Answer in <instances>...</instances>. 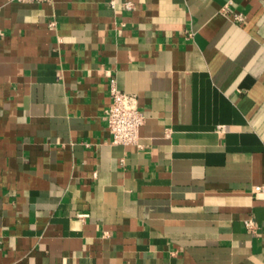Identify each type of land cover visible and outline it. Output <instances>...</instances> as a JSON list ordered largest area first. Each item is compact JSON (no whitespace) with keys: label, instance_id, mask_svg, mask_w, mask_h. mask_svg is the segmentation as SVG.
<instances>
[{"label":"crops","instance_id":"0c3cea01","mask_svg":"<svg viewBox=\"0 0 264 264\" xmlns=\"http://www.w3.org/2000/svg\"><path fill=\"white\" fill-rule=\"evenodd\" d=\"M0 264H264V0H0Z\"/></svg>","mask_w":264,"mask_h":264},{"label":"built area","instance_id":"2783aa9c","mask_svg":"<svg viewBox=\"0 0 264 264\" xmlns=\"http://www.w3.org/2000/svg\"><path fill=\"white\" fill-rule=\"evenodd\" d=\"M112 3L114 5L115 2ZM125 6L127 8L134 7L130 1L125 2ZM234 20L243 22L245 21V15L243 12H235ZM110 83L111 102L106 109L105 118L108 130L112 136V143L142 146L140 141L141 128L145 124L146 114L140 108L137 95L122 90L117 85L115 78H111ZM261 188V186L256 187L258 190ZM246 225L253 229L255 227V220L253 218L246 220Z\"/></svg>","mask_w":264,"mask_h":264}]
</instances>
